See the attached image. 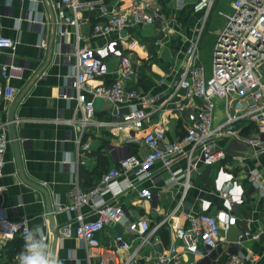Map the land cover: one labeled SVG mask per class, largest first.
<instances>
[{"label":"built area","instance_id":"1","mask_svg":"<svg viewBox=\"0 0 264 264\" xmlns=\"http://www.w3.org/2000/svg\"><path fill=\"white\" fill-rule=\"evenodd\" d=\"M216 1L175 0L174 14L190 8L206 20ZM45 2L55 9L51 20L57 36L56 50L73 60L69 89L80 113L82 133L78 145L90 148L88 142L82 143V134L94 125L115 130L118 136L128 134L119 142L108 140L105 144L112 165L100 180L87 189L76 185L72 201L58 205L57 210L75 213L59 228L58 237L71 235L81 241L87 264H203L213 259L224 241L229 248L223 264H257L264 254V220H259L264 219V0H230L232 13H224L227 20L214 44L210 70L200 55V34L186 36L184 64L169 79L168 88L159 91L140 85L138 61L133 57L138 41L129 38L128 31L161 21L155 44L166 43L176 29L164 22L160 5L148 0H130L124 8L109 0ZM23 3L21 0L20 5ZM6 9L11 17L14 7L8 4ZM93 11L95 17L89 14ZM90 37L105 41L89 44ZM17 42L0 27V50H9L1 65L6 82L0 81V98L12 100L17 94V87L8 80L21 77L18 72L22 65L15 57ZM40 45L49 47L48 40L43 37ZM166 78L161 74L157 80L165 83ZM97 100L110 103L109 118H96ZM188 110L194 118L175 139H168L165 127L146 124L154 113L183 117ZM10 123L0 118V175L12 141ZM142 129L141 137L132 134ZM233 139L246 148L229 155L226 149ZM134 142L140 143L145 152L133 146ZM157 165L169 173L166 179L155 174ZM128 171L137 180L123 184L121 178ZM205 172L208 174L204 176ZM199 177L203 192L198 198L199 208L184 211L186 220L179 223L187 191ZM149 179L182 186L174 207L156 222L147 216L129 218L123 204L106 198L109 193L116 197L137 188ZM254 191L260 196L252 203L250 194ZM138 195L155 200V193L147 186H140ZM1 199L0 192V202ZM86 205L91 213L82 211ZM244 209L252 215L243 214ZM252 219L258 220L256 227L243 226ZM238 225L242 227L230 239V231ZM111 226L115 228L112 241L106 244L100 234ZM162 228L168 231V242L160 236L157 243L161 248L157 249L153 241ZM28 231V220L12 219L0 203V233L5 237H25ZM42 237L48 241L47 235ZM134 240L137 243L133 251L123 258L119 251L132 247ZM247 241L263 247L245 251ZM22 251L15 253V264H19ZM93 257L98 261L94 262Z\"/></svg>","mask_w":264,"mask_h":264},{"label":"crops","instance_id":"2","mask_svg":"<svg viewBox=\"0 0 264 264\" xmlns=\"http://www.w3.org/2000/svg\"><path fill=\"white\" fill-rule=\"evenodd\" d=\"M129 1L109 0L112 4L118 3L121 8L126 7ZM148 1L160 5L165 15L164 22L168 21L176 29L173 36L163 45L155 44L160 35L161 21H157L154 25L132 27L128 31L130 34L138 27L148 28V32H145L148 36L134 37L138 41V47L133 57L138 61L140 85L147 90L159 91L168 88L169 79L183 66V48L179 51L174 49L179 47L181 39L185 41L186 36L192 35L193 28H190L189 22L196 17L200 18L201 14L189 10L183 13L182 10L175 16L173 7L175 0ZM20 2L21 0H0V27L5 33L17 39L15 57L16 61L22 65V69L18 72L21 77L8 79L17 87L16 96L12 100L0 98V118L11 121L9 132L12 138L6 152V164L0 175L2 195L0 203L12 219L26 218L30 230L35 225L41 227V236L47 235V246L57 264H87L86 250L81 241L71 235L63 239L56 235L55 229L59 232V228L75 216L74 212L57 210V207L59 204L72 201V190L76 185L87 189L100 180L101 175L98 176L97 173L106 171V168L112 165L105 150V144L108 140L119 142L127 133L118 136L115 130L94 125L82 134V143L88 142L90 148L84 149L78 145L77 139L82 133L78 122L80 113L76 109L75 97L70 95L69 89L73 60H68L64 53H58L56 50L57 36L51 20L54 8L46 4L45 0H24L22 6ZM8 4L14 7L11 17L7 15ZM89 14L95 17L96 11ZM179 20L183 21V24H180ZM84 30L88 31L87 27ZM43 37L48 40L49 47L40 45ZM104 41L102 37H90L88 43L97 44ZM175 41H177L176 44ZM170 52L172 59H170ZM8 54L9 50H0V81L2 83H5L6 79L2 77L1 65L7 60ZM161 74L167 75L165 83L157 80ZM97 102L96 118H109L110 103L104 100H97ZM183 117L176 114L166 117L160 113H154L146 124L150 126L153 123V126L165 127L168 139H175L191 123L194 118L193 112L188 110ZM143 133V129L132 132L138 138ZM133 146L141 153L145 152L140 143L134 142ZM100 148L107 161L106 168L103 169L98 167L96 155ZM82 167L90 172L87 178L81 175ZM159 169L160 165H157L155 174H162L166 179L169 173ZM206 172L204 176L208 174ZM201 177L196 178L193 187L187 191L183 210L177 218L179 223L186 220L184 211H196L199 208L198 198L203 195L199 186ZM127 180L136 181L137 178L128 171L121 178V182L125 184ZM140 186L151 188L155 193V200L140 198L138 195ZM45 190L49 195L56 225H52L50 221ZM181 192L182 186L179 183L167 186L163 180L156 182L149 179L138 184L137 188L128 189L116 197L109 193L106 198L113 203L123 204L129 218L147 216L156 222L171 211ZM90 210L88 205L82 208L85 213H91ZM243 214L252 215L248 209H244ZM93 216V214L89 215V217ZM258 223L257 219H252L245 221L243 226L256 227ZM240 227L242 226L234 227L228 237L234 239ZM118 228L121 229L120 226L116 227ZM114 230L115 228L111 226L102 231L100 237L104 243L112 241L111 236ZM160 236V233L155 235L153 241L157 249L161 248V244L157 243ZM136 241H133L132 247L119 251L123 258L133 251ZM247 242L250 243L243 247L245 251H258L263 247V244L258 242ZM25 243L23 236L5 237L0 233V264H15L14 255L18 250H24ZM224 243L226 242H222V249L213 256V259L206 260L203 264H223L225 251L229 248ZM93 261L97 262L98 257H93ZM257 264H264V254Z\"/></svg>","mask_w":264,"mask_h":264},{"label":"rangeland","instance_id":"3","mask_svg":"<svg viewBox=\"0 0 264 264\" xmlns=\"http://www.w3.org/2000/svg\"><path fill=\"white\" fill-rule=\"evenodd\" d=\"M224 13H228V14L232 13V7L230 5V0H217L206 20L196 17L194 20L191 19V21L189 22L191 25L190 28H193L191 30L192 35L200 34V37H201L200 55L202 57L203 62L207 66L208 70H210L212 67V53L214 50V44L216 42V39L219 35L220 30L223 28L227 20V17L224 16ZM179 19L182 20V18H179ZM180 20H179V23L183 24V21H180ZM185 22H184V26L186 24ZM145 32H148V28L146 26H144L143 29L142 27L140 28L138 27L136 30H134L132 33L129 34V38H132L135 36L144 37V35L148 36V33H145ZM124 34H125V31H124ZM192 35H189V36H192ZM145 41H146V37H145L144 42ZM176 43L177 41H175V44ZM186 45H187V42L181 39L179 47L174 49L173 44H172L171 49L179 51V49H182V48L184 49ZM170 59H172L171 52H170ZM217 109L221 110L222 106L218 105ZM259 196L260 195L258 191L252 192L250 194L251 202L252 203L257 202ZM248 243L250 242H247L245 244L247 245ZM224 245L227 246L226 243H224ZM193 258L194 257H192V259Z\"/></svg>","mask_w":264,"mask_h":264},{"label":"clouds","instance_id":"4","mask_svg":"<svg viewBox=\"0 0 264 264\" xmlns=\"http://www.w3.org/2000/svg\"><path fill=\"white\" fill-rule=\"evenodd\" d=\"M41 233V227L35 225L25 234L26 243L24 250L18 256L19 264H57Z\"/></svg>","mask_w":264,"mask_h":264},{"label":"trees","instance_id":"5","mask_svg":"<svg viewBox=\"0 0 264 264\" xmlns=\"http://www.w3.org/2000/svg\"><path fill=\"white\" fill-rule=\"evenodd\" d=\"M191 11L190 10V8H187V9H184L183 10V13H185V12H187V11ZM182 11V10H181ZM96 155L98 156V167L100 166L102 169L103 168H106V163H107V161H106V156H105V154H104V152L102 151V149L100 148L97 152H96ZM108 168H106V170H107ZM89 171L86 169V168H84V167H82L81 168V175L82 176H85L86 178L89 176ZM97 173V172H96ZM103 174V172L102 171H99L97 174H98V176L99 175H101L102 176V174ZM94 185V184H93ZM159 233H160V235L162 236V238L164 239V241L165 242H168V231L166 230V228H162V229H160V231H159ZM18 251H20V250H18Z\"/></svg>","mask_w":264,"mask_h":264},{"label":"water","instance_id":"6","mask_svg":"<svg viewBox=\"0 0 264 264\" xmlns=\"http://www.w3.org/2000/svg\"><path fill=\"white\" fill-rule=\"evenodd\" d=\"M245 145L243 144V143H241V142H238V141H236V140H232L231 142H230V144L228 145V147H227V149H226V152H227V154H229V155H233V154H236V150L237 149H240V150H245ZM45 193H46V195H47V204H48V212H49V216H50V221H51V224L52 225H56V222H55V220H54V212H53V208H52V206H51V203L49 202V195H48V193H47V191L45 190ZM55 228H57V227H55ZM55 231H56V235H58V231H57V229H55Z\"/></svg>","mask_w":264,"mask_h":264}]
</instances>
